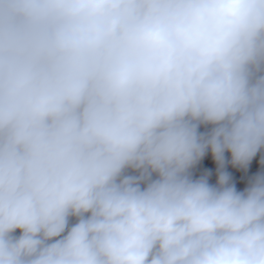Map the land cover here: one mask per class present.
Here are the masks:
<instances>
[{
  "label": "clouds",
  "instance_id": "clouds-1",
  "mask_svg": "<svg viewBox=\"0 0 264 264\" xmlns=\"http://www.w3.org/2000/svg\"><path fill=\"white\" fill-rule=\"evenodd\" d=\"M0 264H264V0H0Z\"/></svg>",
  "mask_w": 264,
  "mask_h": 264
},
{
  "label": "trees",
  "instance_id": "trees-1",
  "mask_svg": "<svg viewBox=\"0 0 264 264\" xmlns=\"http://www.w3.org/2000/svg\"><path fill=\"white\" fill-rule=\"evenodd\" d=\"M201 131H203V129H201ZM226 157L230 158V154L226 153ZM259 155H257L256 158L253 159L251 165H250V169H249V173L248 175H252L254 173H256L259 170ZM203 169H210L213 172L212 177L210 178V183H215L216 180V176H215V165L212 161L211 158V154L208 153L205 158L201 161L200 165L198 166V168L196 169V175H199L200 172ZM228 171L232 173L233 178L236 182V187L238 190H243V188L246 186V181L245 179H242V177L244 176V174L240 171H237L236 169H233L231 167L228 168ZM18 234H19V230H18Z\"/></svg>",
  "mask_w": 264,
  "mask_h": 264
},
{
  "label": "rangeland",
  "instance_id": "rangeland-1",
  "mask_svg": "<svg viewBox=\"0 0 264 264\" xmlns=\"http://www.w3.org/2000/svg\"><path fill=\"white\" fill-rule=\"evenodd\" d=\"M15 235H19V234H18V230H17V232L15 233Z\"/></svg>",
  "mask_w": 264,
  "mask_h": 264
}]
</instances>
